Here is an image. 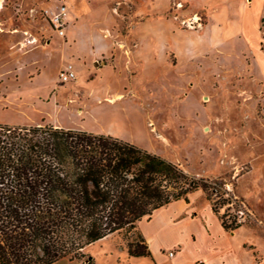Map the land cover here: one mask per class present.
I'll list each match as a JSON object with an SVG mask.
<instances>
[{
	"label": "crops",
	"instance_id": "obj_1",
	"mask_svg": "<svg viewBox=\"0 0 264 264\" xmlns=\"http://www.w3.org/2000/svg\"><path fill=\"white\" fill-rule=\"evenodd\" d=\"M120 1L123 5L132 3L133 13L119 14V0H50L43 8L48 14L61 4L67 7L63 38L51 29L45 28L41 33L36 28L34 33L33 26L27 24L0 22V27L5 24L3 30L8 39L0 50H4L5 59L12 61L6 73L16 72L15 63L23 65V73L37 70L41 73L40 56L58 55L53 77L48 82L28 84L27 79L22 78L17 91L7 97L0 96L2 109L3 106L24 105L36 110L50 102L54 106H58L57 102L61 105L72 97L69 110L64 106L56 110L58 115L52 126L112 136L142 149H146L145 142L157 134L156 128L151 127L158 122L156 109L151 111L149 107L170 106L169 114L174 117L168 127L176 128L187 122L188 94L197 90L195 103L203 111L199 102L202 92L210 91L211 84L217 82L219 87L213 88L212 94L217 93L225 84L219 78L223 68L228 67L222 60L232 41L229 15L233 12L234 0H183L190 9L181 13L201 12L206 17L197 30L182 29L178 22L166 16L171 0ZM209 9L212 13L206 11ZM219 12L226 20L215 16ZM147 15L149 17L139 19ZM43 22L46 24L45 20ZM120 27L128 28L125 35H119ZM42 34L48 37L45 45L40 43ZM247 56L252 62L243 68L244 73L254 87L264 86V54L243 53L240 60ZM67 63L72 64L76 79L60 89L56 84L57 73ZM50 91H53L51 101L43 103L41 98L48 97ZM23 96L27 100H22ZM217 96L213 94L211 107L217 104L213 117L221 120L220 116L231 114L230 106H224L230 98L227 96L222 103L223 109ZM204 120L195 115L196 124ZM5 123L0 121V124ZM261 163L260 192L263 194L264 158ZM138 225L149 252L155 257L167 249V258L172 264H264V232L244 224L226 230L200 190L190 193L188 202L181 199L155 210L147 222L142 224L141 220ZM171 251L174 254L169 257Z\"/></svg>",
	"mask_w": 264,
	"mask_h": 264
},
{
	"label": "trees",
	"instance_id": "obj_2",
	"mask_svg": "<svg viewBox=\"0 0 264 264\" xmlns=\"http://www.w3.org/2000/svg\"><path fill=\"white\" fill-rule=\"evenodd\" d=\"M219 188L112 136L0 124V264L69 263L115 233L133 236L131 257H149L138 222L198 189L216 192L217 202L206 195L214 213L238 209L241 200ZM220 219L228 231L240 225L236 214Z\"/></svg>",
	"mask_w": 264,
	"mask_h": 264
},
{
	"label": "rangeland",
	"instance_id": "obj_3",
	"mask_svg": "<svg viewBox=\"0 0 264 264\" xmlns=\"http://www.w3.org/2000/svg\"><path fill=\"white\" fill-rule=\"evenodd\" d=\"M49 1L0 0V22L15 21L19 24H27L33 26L34 33H36V28L38 32L43 33L45 28L50 30L48 26L49 14L43 9ZM120 2L119 0V14L133 13L134 5L132 3L123 5ZM187 8L190 9V6L185 1L171 0V8L166 16L178 22L182 29L197 30L205 22L206 17L201 12L181 13ZM30 9L37 11L33 18L29 15ZM206 11L211 12L210 9ZM215 16L222 21L226 20V16L221 12L215 13ZM147 17L149 15L141 16L139 19L142 20ZM262 18L263 21H261ZM43 20L46 21V24ZM229 25L233 36L232 41L226 47L225 58L222 60L223 64L228 65V67L223 68L224 72L219 78L225 84L223 88L213 94H218L217 100L220 101L223 109L224 106H230L231 114L220 116L221 120L213 117L218 110L217 104L211 107L213 88L219 87L217 82L211 84L212 89L210 88V91L202 92L199 97L203 111L195 103L198 91L191 90L187 98L190 105L189 118L186 123L178 124L176 128L168 127L169 120L174 117V115L169 114L170 109H172L170 106L149 107L151 111L156 109L154 112L158 122H154V126L150 122L147 124L155 127L157 134H153L152 139L150 138L145 142V147L148 152L172 162L187 175L212 184H220L222 190L230 191L241 200L242 204L238 209L235 208L234 203L222 204L221 208H218L219 217H222L226 212L236 214V216L238 215L236 221L240 225H248L255 231L264 232V193L261 194L260 192L262 189L261 160L264 158V86L254 87L255 85L248 80L243 71V68L252 62L251 57L247 56L240 60L243 53L253 56L257 51L264 54V40L262 39L264 35V0H234L233 12L229 15ZM0 28H2L0 30V47L2 48L3 43L7 42L8 39L5 38L4 32L6 33V31L3 30L6 29L5 24ZM127 29V27H120L119 35H125ZM47 39L48 37L42 34L40 43L45 45ZM261 44L263 49H261ZM4 53V50H0V96L2 97H7L10 92L17 91L16 86H20L24 78L29 84L40 81L41 83L48 82L53 77L58 59L57 54L52 58L40 56L39 64L43 66L41 73L40 70L32 73L27 71L28 74L23 73V65L15 63L13 68L16 72L8 74L5 71L9 69L12 61L5 59ZM56 84L61 87L60 89L67 85H61L57 81ZM52 95L53 91H50V95L42 97L41 101L49 103ZM227 96L230 98V100L228 99L229 103L225 102ZM23 99L27 100V97L23 96ZM72 99L70 97L66 103H61V105L57 102L56 105L58 106H54L53 102H50L49 105L36 110L33 107L27 109L24 105L21 107L12 105L10 108L3 106L2 109L0 105V121L11 126H20L16 124L23 122L53 125L58 115L56 110L61 106L69 110ZM224 102L226 105L223 106L222 103ZM196 114L197 118L205 120L196 124L194 122ZM64 117L67 119V114ZM218 186L215 185L214 187L218 189ZM198 190L203 192L205 200L207 193L213 202L219 200L215 196L216 192L214 194L210 193V190L209 192L202 189ZM254 196L255 199L251 198ZM241 213L242 217H240ZM224 219L227 220L228 217L226 216ZM147 221V217L143 218L142 224ZM132 239V235L115 233L102 241L85 246L82 249L83 256L80 259L59 264H172V260L167 258V249L161 250L160 254L155 257L151 253L149 257H131L128 254L127 245ZM144 243L149 250L145 239Z\"/></svg>",
	"mask_w": 264,
	"mask_h": 264
},
{
	"label": "built area",
	"instance_id": "obj_4",
	"mask_svg": "<svg viewBox=\"0 0 264 264\" xmlns=\"http://www.w3.org/2000/svg\"><path fill=\"white\" fill-rule=\"evenodd\" d=\"M66 12H67L66 5L61 4L56 8V10L49 13V18H48L49 28L61 38H63L65 35ZM36 13H37V11L35 9L29 10V15L31 18H33ZM75 79H76V73L74 71L72 64H66L61 69H59V71L57 73V82L59 84H67L69 82H72ZM240 217H242V213L240 214ZM237 218H238V215H237ZM173 254H174V252L171 251V252H169L168 255H169V257H172Z\"/></svg>",
	"mask_w": 264,
	"mask_h": 264
},
{
	"label": "bare ground",
	"instance_id": "obj_5",
	"mask_svg": "<svg viewBox=\"0 0 264 264\" xmlns=\"http://www.w3.org/2000/svg\"><path fill=\"white\" fill-rule=\"evenodd\" d=\"M105 239V238H104ZM104 239H102V240H104ZM102 240H100V241H102Z\"/></svg>",
	"mask_w": 264,
	"mask_h": 264
}]
</instances>
